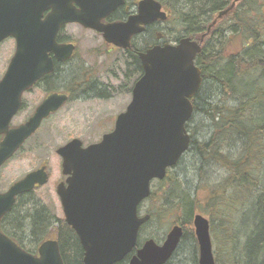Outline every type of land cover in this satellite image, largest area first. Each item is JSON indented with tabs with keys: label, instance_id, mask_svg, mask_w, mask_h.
I'll return each mask as SVG.
<instances>
[{
	"label": "water",
	"instance_id": "1",
	"mask_svg": "<svg viewBox=\"0 0 264 264\" xmlns=\"http://www.w3.org/2000/svg\"><path fill=\"white\" fill-rule=\"evenodd\" d=\"M72 1L78 5L74 7ZM217 13L225 15L235 3ZM124 0H0V43L15 39V52L0 79V167L9 160L42 121L67 100V93H50L23 123L10 126L21 106V96L52 69L48 53L67 59L73 44L57 45L55 36L67 23H78L102 33L108 43L130 45L132 35L146 24L165 21L170 11L156 0H140L137 12L125 21L103 23ZM49 12L43 16V12ZM214 19L211 25L215 24ZM210 25V26H211ZM208 27V30L210 29ZM201 41L180 38L176 44H157L138 56L142 74L134 82L131 100L116 116L114 127L97 142L83 146L72 138L56 149L62 158L64 182L57 184L65 222L76 233L83 264H116L135 247L140 227L149 220L138 206L151 191L152 180H162L190 146L186 124L194 113L193 97L202 85L195 57ZM48 181L46 165L26 173L0 192V220L16 196ZM198 246L197 264H215L209 220L195 212L192 218ZM183 229L174 224L164 241L152 238L130 256L127 264H165L177 249ZM0 264H64L56 239L40 242L30 253L0 231Z\"/></svg>",
	"mask_w": 264,
	"mask_h": 264
},
{
	"label": "trees",
	"instance_id": "2",
	"mask_svg": "<svg viewBox=\"0 0 264 264\" xmlns=\"http://www.w3.org/2000/svg\"><path fill=\"white\" fill-rule=\"evenodd\" d=\"M158 1L170 11L169 20L181 26L182 34L178 38H203L195 58V64L201 70L202 85L206 79H213L211 82L218 88L221 85L225 91L229 89L237 99L233 105L209 104V108H202L198 99L201 103L208 100L200 95L201 85L192 100L194 112H205L211 118L213 131L207 141L197 142L191 137L187 151L195 147L196 157L211 158L215 165L225 168L227 176L215 188L209 189L210 194L203 195L207 182L198 180L186 190L180 181L170 180L171 169H168L164 179L157 181L159 185L151 186L145 199L151 202L145 209L149 215L147 224L176 208L184 210L183 216L177 219L183 229L181 240L190 235L196 243L193 214H205L206 203L220 198L227 209L234 205L239 217L233 216L230 225L226 224L223 230L230 246L225 256L226 264H264V0H241L213 25L217 13L226 9L232 0ZM222 21L230 23L223 25ZM234 44H238V49L228 52V47ZM229 139H233L234 147L237 143V150L225 149L222 140ZM166 181L170 183L163 190ZM31 196L32 191L18 196L11 211L3 218V229L13 235L11 225L15 222L16 236L20 233L35 246L27 247L16 238L18 245L30 253L36 252L42 240L54 238L64 264H83V250L71 226L63 216H57ZM209 224L212 230L213 221ZM238 225L241 230L235 232ZM27 227L30 230L26 236ZM141 243L139 237L135 249ZM214 260L219 264L217 254ZM193 262L197 264L195 253ZM116 264H126V259Z\"/></svg>",
	"mask_w": 264,
	"mask_h": 264
},
{
	"label": "rangeland",
	"instance_id": "3",
	"mask_svg": "<svg viewBox=\"0 0 264 264\" xmlns=\"http://www.w3.org/2000/svg\"><path fill=\"white\" fill-rule=\"evenodd\" d=\"M227 23H230L227 21ZM222 21L223 25H227ZM159 31L165 39H176L181 33V26L175 21L169 20L160 25ZM64 32L71 38L78 39L80 42L78 60L75 66L65 73V83L67 90L72 92L70 100H68L62 108L43 121L36 132L29 137L12 158H10L3 166L0 167V191H5L10 184L21 178L26 173L36 169L41 164L47 166L49 179L46 184L32 192L30 198L39 201L48 209L53 211L57 216H62L59 200L55 192V186L61 178V158L56 153V149L68 142L70 139L77 137L81 139L84 145L97 142L104 133L109 132L113 128L114 120L117 114L123 112L131 99V95L127 92L132 82L137 78L139 70L130 68V59L126 56L113 54L106 59L98 57L96 48H100L99 39L94 33L82 28L79 24H67ZM182 34V33H181ZM238 44L228 47V52L238 49ZM14 42L11 39L0 43V78L6 68L10 56L12 55ZM246 48V47H245ZM80 62L94 64V79H100L104 83L112 84V87L104 89L108 92L106 98L97 97L99 92H104L103 87L94 91L93 97H83V93L79 87L74 86V82H79L80 71L77 67ZM78 69L77 71H75ZM255 78V74H253ZM213 79H206L202 85L200 95L207 102L201 103L198 99V105L202 108H209V104H227L233 105L237 99L229 89L224 90L220 85L219 88ZM90 84V82H89ZM83 89V87H82ZM42 90H35L34 94L26 95V104L23 110L13 117L11 124L17 125L23 122L32 112L34 106L42 98ZM92 94V92H90ZM190 136L197 142L207 141L213 131L211 118L203 111H195L192 118L186 125ZM223 141V146L227 150H237V143L234 147L233 139ZM195 147H190L182 159L170 170V180L175 178L180 181L186 190L194 186L198 180L207 182L206 191L203 195L210 194V188H215L217 183L227 176V171L222 166L215 165L211 158L196 157ZM170 181H166L163 190L168 187ZM262 183L264 184V173ZM157 181L152 182L153 187H157ZM150 201H144L139 207V213H145V209L150 206ZM215 204V206H214ZM232 204V203H231ZM206 213L203 214L209 221H213V227L210 230L212 240L213 255L219 257V264H226V254L230 246L226 242L227 235L224 234V227L230 225L233 216L239 218L233 208L224 205V201L218 198L215 202H208L205 205ZM184 210L174 209L165 213L157 221L145 225L140 230V238L142 241L152 238L157 244L161 243L169 229L177 223V219L181 218ZM27 227V236L29 232ZM241 227L238 225L235 232H239ZM17 239H21L27 247H35L31 245L25 236L17 233ZM196 254L198 260V247L194 239L187 235L181 240L173 258L168 264H194L193 256Z\"/></svg>",
	"mask_w": 264,
	"mask_h": 264
},
{
	"label": "flooded vegetation",
	"instance_id": "4",
	"mask_svg": "<svg viewBox=\"0 0 264 264\" xmlns=\"http://www.w3.org/2000/svg\"><path fill=\"white\" fill-rule=\"evenodd\" d=\"M139 1L140 0H124L123 4L117 6L111 13H109V15L107 17L103 18L101 21L103 23H114V22H118V21L127 20L129 16H131V15H133V14H135L137 12V5H138ZM156 1H158V0H156ZM72 5L74 7L78 8V5H77L76 2L72 1ZM164 8H166V7H164ZM48 12H49V9L44 11L42 17H44ZM170 17L171 16H169L165 21L155 20V21H152V22L146 24L145 27H144V30L142 32L132 35V37L130 39V45L127 48H121L119 46L114 45L113 43H108V42H106L104 40L102 33L97 32L94 29L85 28V27L81 26L80 24L79 25L82 28H84L85 30L93 32L94 36H96L99 39L100 48H96V53H95V54L98 55V57H104L106 59L107 57H110L113 54L126 56V57H128L130 59V61H128V62H130V68H133V69L136 68L137 70H140V67H141V72H142V66H141V63H140L139 56H138L140 51H145L147 48H150V47H152L154 45H157V44H161V45H163L165 43L174 44V43H176L178 41L177 38L174 39V40L165 39L163 37V34L159 31L160 25L163 22L169 21ZM67 24H71V23H67ZM67 24H64V25H62L60 27L59 31L57 32V34L55 36V43L57 45L73 44L74 45L73 53L67 59H59V57H57L56 54L53 51H50L48 53V57L51 59L52 69L48 73H46L45 75L41 76L29 89H27L26 91H24L22 93L21 106H20V108L18 109V111L16 112V114L13 117H15L20 111L23 110V107L26 104L25 96L26 95L30 96V95L34 94V91L36 89L37 90H40V89L42 90V93H41L42 98L36 104V106H34L32 112L30 113V115L23 122H25L33 114V112L35 111L36 107L40 104V102L47 95H49L50 93H53V92L54 93H67L68 97H69L68 100H70L72 92L70 90H67L66 83H65V73L68 70H72L71 68L73 66H75V61L78 60L80 42H79L78 39L71 38L69 35H67L64 32L65 26ZM72 24H78V23H72ZM8 39L13 40L14 48H13L12 55L9 58V61H8L7 65H6V68H5L4 72L6 71L7 66H8L11 58L13 57L15 49H16V47H15V39L13 37H8V38L4 39L1 43H3L5 40H8ZM77 67L79 68V71H80L79 72L80 73V78H83V80L81 79V81L74 82L73 84H74V86H77V87H79V89H81V91L83 93V97H93L97 93H94V91H92V90H96V92H97V89L100 90V88L103 87V91L104 92H99L96 96L97 97H101V98H106L108 96V92L106 90H104V89H108L109 85H110V87H112V84H109L107 82L104 83L100 79H97V78L94 79L93 78L95 76V74H94V72H95L94 64H90L89 65V63L80 62V65H78ZM77 70L78 69H76L75 71H77ZM4 72H3V74H4ZM140 75L141 74H138L137 78ZM135 80L132 82L131 86L127 87V89H126L127 92L130 95L132 94L131 90H132V86H133ZM89 82H90V84H89ZM82 87H83V89H82ZM90 92H92V94ZM62 106L57 111H59L62 108ZM56 112L52 113L49 117H51ZM48 118H46L45 120H47ZM45 120H43V121H45ZM23 122H21V123H23ZM21 123H19V124H21ZM10 126H16V125H12L10 123ZM1 136L2 135H0V138H1ZM89 144H91V143H89ZM87 145L83 144V146H87ZM61 163H62V158H61ZM41 165H43V164H41ZM66 178H67V175H64L62 173V166H61V178H60V180H59V182L57 184H59L61 182L65 183ZM48 179H49V172H48ZM57 184H56V186H57ZM56 186H55V190H56ZM40 187H38V188H40ZM8 188L6 190H8ZM38 188H36V189H38ZM36 189H34V190H36ZM5 191H2V192H5ZM23 194H26V193H23ZM19 195H22V194H19ZM19 195L16 196L15 202H16V200H17ZM58 200H59V197H58ZM15 202H14V204H15ZM14 204H13V206H14ZM59 204H60V208H61V211H62V206H61L60 200H59ZM13 206H12V208H13ZM10 211H8V212H10ZM62 213H63V211H62ZM6 214H4L1 217V220H0V231L4 235H6L7 237H9L10 239H12L13 241H15L17 243V240H16V224H15V222L12 223L13 226L11 225V228H12V232L11 233H13V235L15 237L13 235H11V234L9 235L2 227L3 218H4V216ZM161 243H159V244H161Z\"/></svg>",
	"mask_w": 264,
	"mask_h": 264
}]
</instances>
